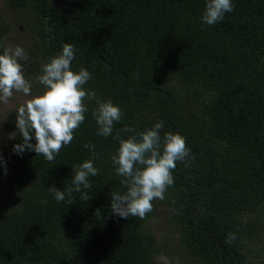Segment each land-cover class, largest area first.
Returning a JSON list of instances; mask_svg holds the SVG:
<instances>
[{"label":"trees","instance_id":"1","mask_svg":"<svg viewBox=\"0 0 264 264\" xmlns=\"http://www.w3.org/2000/svg\"><path fill=\"white\" fill-rule=\"evenodd\" d=\"M205 2L5 0L21 10L43 64L72 44V70L92 76L85 90L122 116L112 135L99 136L95 101L86 100L84 122L52 162L16 154L15 125L0 160V264H156L161 247L144 227L151 212L121 218L110 197L126 191L112 163L116 132L132 128L127 139L160 120L161 136L179 133L190 150L161 200L179 244L196 264H264V0H232L214 25L201 19ZM5 31L0 18V42ZM86 144L99 169L91 198L57 202L47 188L71 185V166L93 157Z\"/></svg>","mask_w":264,"mask_h":264},{"label":"clouds","instance_id":"2","mask_svg":"<svg viewBox=\"0 0 264 264\" xmlns=\"http://www.w3.org/2000/svg\"><path fill=\"white\" fill-rule=\"evenodd\" d=\"M233 10L232 0H206L201 19L207 25H214ZM75 51L72 44L65 43L58 54L42 65L37 81L43 90L35 96L20 63L21 60H28L26 50L17 45L14 48L4 47L0 52V101L6 103L14 91L31 97L16 112V128L23 138V143L13 145L16 154L31 150L49 162L54 161L62 147L71 143L74 131L84 122L88 111L86 100L96 104L92 116L98 126L97 135H112L114 123L121 119V109L111 100L98 99L94 91L85 90L84 86L92 76L83 67L78 72L72 70ZM163 128L164 121L160 120L127 139H122L121 134L133 132L130 127L120 129L113 137L119 141V147L112 156V163L116 175L123 177L120 183L126 191L111 194L112 214L121 218H144L153 210L152 201L163 200L165 191L174 183L172 172L177 162H183L190 156V150L179 133L164 132L161 136ZM33 140L35 143H32ZM84 147L93 150V157L71 166V185L63 190L55 186L47 188L57 202L67 199L68 204L74 203L73 193L80 194V201L91 198L88 195V190L92 188L89 177L98 175L99 169L94 166V159L97 158L95 145L86 144ZM96 214L98 217L101 215L99 210ZM235 239V233L228 234V243Z\"/></svg>","mask_w":264,"mask_h":264},{"label":"rangeland","instance_id":"3","mask_svg":"<svg viewBox=\"0 0 264 264\" xmlns=\"http://www.w3.org/2000/svg\"><path fill=\"white\" fill-rule=\"evenodd\" d=\"M52 3H58L59 0H50ZM0 18L3 20V26L6 29L1 36V46L12 47L19 45L23 47L28 55V60H21L25 78L32 84V95L35 96L43 90V86L37 81L41 72L43 62L37 49L33 46L30 28L27 22H23V14L20 9L8 8L5 0H0ZM8 26V27H7ZM30 96L15 92L11 99L6 103L0 101V160H6L3 146L6 140H10L15 133L16 112L20 106H23ZM6 162H0V176L4 180L2 171L5 169ZM2 182L0 183V189ZM0 201L5 203L4 198ZM153 210L150 217L145 221L144 227L148 228L160 244L161 252L155 256L156 264H196L195 260L179 244L177 233L173 230L170 222L165 219L170 213V209L161 203V200L152 201ZM246 218L247 214L241 215ZM247 264H250L248 262ZM254 264V263H251Z\"/></svg>","mask_w":264,"mask_h":264}]
</instances>
